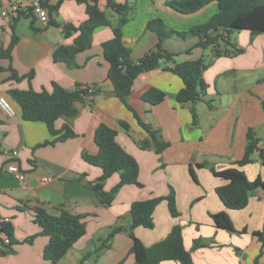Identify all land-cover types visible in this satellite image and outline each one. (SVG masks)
<instances>
[{
	"label": "crops",
	"instance_id": "crops-1",
	"mask_svg": "<svg viewBox=\"0 0 264 264\" xmlns=\"http://www.w3.org/2000/svg\"><path fill=\"white\" fill-rule=\"evenodd\" d=\"M13 1L0 0V94L10 97L9 91L13 88L51 91L54 82L68 89L77 84H97L101 90L92 99L91 106L88 99L78 102L76 116H63L57 121V128L68 124L77 135L55 144L39 146L54 136L45 122L25 120L14 100L15 115H7L0 107V216L10 219L15 238L22 241L14 245L13 253L5 252L0 243V264H52L44 257L50 237L41 234L42 229L35 222L34 208L39 205L53 214H59L60 208H64L80 215L87 226V233L57 264H137L131 251L134 239L128 231L116 233L110 246L98 254L90 252H94L108 235L111 226L130 225L134 201L167 196L172 190L180 215H172L167 199L161 201L154 212V227L139 226L133 231L145 245L165 238L172 227L180 223L185 247L192 252L193 264H255L260 253L256 264H264V187L250 192L245 208L229 209L216 190L228 181L215 176L210 169V166L218 170L237 166L248 179L260 176L264 180V162L258 151L253 154L252 163L235 164L245 154L248 131L253 130L264 142V33L251 35L246 30L233 33L244 51L212 61L204 72L208 89L203 101L179 104L176 95L184 86L183 80L167 70L165 63L137 78L128 102L143 121L159 129L161 136L171 143L158 154L153 149L139 147L137 141L149 134L116 94L110 93L114 92V87L108 79L110 64L103 55L102 44L114 36L115 27L121 26L125 44L132 48L133 58L138 59L159 42L157 33L147 29L149 20L171 18L182 24L177 30H187L218 12V5L211 4L203 17L199 18V15L207 7L198 12V18H185L167 5L169 0H136L135 10L122 22L119 14L108 7L107 0H99L100 7L109 14L110 22L97 27L91 47L77 55L79 67H69L55 59L54 51L60 45L73 44L76 35L67 37L64 26L66 23L78 26L85 21L88 17L86 5L65 0L56 15V22L52 23L50 19L46 25L38 19H19L15 24L19 40L8 58L1 55V51L9 46L13 30L11 21L6 20L1 11L9 8ZM23 1L31 5L34 0ZM57 2L50 0L51 4ZM172 28L179 27L172 25ZM196 42L195 37L181 39L174 36L165 39L163 45L178 53L176 59L179 62L200 57L210 60V49L196 47L188 52ZM14 72L18 78L13 77ZM152 87L167 94L158 105L143 99V94ZM194 109L198 114L197 121L193 118ZM121 121H126L130 129H126ZM101 123L117 129L118 143L139 162V180L143 184L142 187L136 184L122 186L110 206L99 202L90 185L102 174V168L89 164L83 157L84 153L97 154L99 148L94 135ZM12 162L27 173L26 182H21L8 170V163ZM204 162L208 165L198 166ZM46 176L52 178L44 180ZM119 180V173L113 174L106 180L104 189L110 191ZM23 206L26 209H22ZM221 211H227L237 232L231 233L215 225L212 214ZM35 234L33 242L24 241ZM198 238L210 243L193 249L194 240ZM85 255L88 258L85 259ZM160 264L181 262L164 260Z\"/></svg>",
	"mask_w": 264,
	"mask_h": 264
},
{
	"label": "trees",
	"instance_id": "trees-1",
	"mask_svg": "<svg viewBox=\"0 0 264 264\" xmlns=\"http://www.w3.org/2000/svg\"><path fill=\"white\" fill-rule=\"evenodd\" d=\"M65 0H58L51 4L50 0H41V4L49 9L52 23H55L62 3ZM86 5L87 19L80 25L66 23L64 33L67 37L76 35L71 45H60L54 51L57 61L66 63L69 67H79L77 55L89 49L92 45V36L95 29L110 22V16L106 10L102 9L99 0H76ZM216 2L218 12L213 14L208 20L191 26L187 30H177L165 22L161 17H156L148 21L147 29L157 33L159 42L155 48L151 49L138 59L133 58V50L125 44L123 40V30L121 26L114 28V36L103 42V55L109 62L110 68L108 79L114 87L116 96L130 109L140 125L147 131L149 137L137 141L142 149H153L156 153H163L171 143L165 140L160 130L152 124L143 121L138 111L130 105L128 97L131 94L137 78L144 72L152 71L162 63L165 68L175 72L183 80L184 86L178 91L176 100L179 104L189 102L196 103L205 100L208 83L205 80L204 72L212 61L223 56H233L243 53L244 49L232 39L235 30H249L252 34L264 33V0H169L167 5L180 14L192 15ZM107 5L112 11L119 14L122 22H125L129 15L135 10L133 2H119L118 0H107ZM32 6L19 10V15L10 22L13 30L12 39L6 49H2L1 55L11 58L13 47L19 40L15 31L16 22L23 18L36 20ZM178 37L187 39L197 38V42L191 51L196 47L211 50V59L205 57L198 59L177 61L178 53L166 49L163 42L167 38ZM14 78H18L14 72ZM92 86V87H90ZM101 90L100 86L77 84L75 88L68 89L61 84L54 82L51 91L43 89L36 91L33 88L26 90L13 88L9 91L10 97L21 108L23 118L27 121H42L49 128L52 136L51 140H46L39 146L55 144L58 141H65L75 137L77 133L68 124H63L57 128V121L63 117H73L79 113L77 103L90 100ZM167 94L164 90L152 87L143 94V99L152 105L163 102ZM93 102V101H92ZM211 105V101H208ZM193 118L197 121L198 114L193 110ZM121 124L130 129L126 121ZM117 129L101 123L95 131L94 139L98 145L97 154L84 153V159L91 165L102 168V174L95 182H91L99 202L110 206L120 188L127 184H136L140 187L143 184L139 180L140 165L138 160L127 152L117 141ZM260 138L253 130L247 133V146L244 156L235 162L238 166H244L254 161L253 154L259 152L260 159L264 162V146L260 147ZM207 163H199V167H204ZM215 176L222 177L228 182L217 187V193L225 206L229 209L240 210L247 206L250 192L258 187H264V180L259 176L254 180L248 179L243 170L237 166L218 170L215 166H210ZM194 178L197 180L194 169H191ZM119 173V182L110 191L104 189V184L113 174ZM168 200L169 208L173 216H179L177 209L175 192L172 190L167 196H157L147 199L136 200L131 205L129 226L113 225L110 227L108 235L101 240V243L94 249V254H98L103 248L109 247L114 235L118 232L128 231L134 239L131 248L135 255L137 264H160L164 260H177L181 264H193L192 252L185 247L183 237V225L175 224L168 235L147 246L134 235V229L139 226L153 228L154 212L163 200ZM26 209L25 206L21 207ZM35 222L41 227V234L50 237L49 243L44 249V257L52 264H57L74 244L87 233L86 223L80 215L60 208L59 214L49 212L45 207L39 205L34 208ZM215 225L218 228L226 229L234 233L237 230L227 211L212 214ZM2 229L8 233L11 242L0 243L5 248V252H15L14 245L20 243L14 236V228L10 222L3 225ZM259 233V232H257ZM261 241L262 236L259 233ZM37 234L26 238L25 242H33ZM210 243L207 239L198 238L194 240L193 249L206 246ZM92 255V254H90ZM85 259L88 258L86 255ZM261 253L256 257L255 264L258 263ZM84 262V260H83Z\"/></svg>",
	"mask_w": 264,
	"mask_h": 264
},
{
	"label": "built area",
	"instance_id": "built-area-1",
	"mask_svg": "<svg viewBox=\"0 0 264 264\" xmlns=\"http://www.w3.org/2000/svg\"><path fill=\"white\" fill-rule=\"evenodd\" d=\"M28 6H32L34 9V14L36 18L40 20L43 24H48L50 21L49 9L41 4V0H34L31 5H27L23 0H14L13 3L9 6V8L3 9L1 11V15L8 21H12L13 18H16L19 15V10L22 8H27ZM92 87V86H90ZM90 98V106H91V97ZM0 107L2 110L9 116H13L16 114V108L13 100L7 96L6 94H0ZM261 146H264V142H260ZM7 159L10 158V154H8ZM8 170L17 175L21 182L27 181V173L21 170L18 164L12 162L8 163ZM51 176L44 177V180H50ZM10 219L8 217L0 216V240L5 244H10L11 239L2 227L5 223L9 222Z\"/></svg>",
	"mask_w": 264,
	"mask_h": 264
},
{
	"label": "rangeland",
	"instance_id": "rangeland-1",
	"mask_svg": "<svg viewBox=\"0 0 264 264\" xmlns=\"http://www.w3.org/2000/svg\"><path fill=\"white\" fill-rule=\"evenodd\" d=\"M132 1H133V3L136 4V0H132ZM211 4H212V5H216L217 3H216V2H213V3H211ZM211 4H210V5H211ZM210 5H209V6H210ZM209 6H208V7H209ZM208 7H207V9H206L205 11H203L202 13L200 12L201 14L199 15V18H200V17H203L204 14H205L206 12H208ZM209 8H210V7H209ZM198 14H199V13L192 14V15H186V14H181V15H183L185 18H189V17L198 18ZM55 18H56V14H55ZM206 18H207V17H206ZM206 18H205V19H206ZM164 19H165V18H164ZM172 21H173L174 23H173ZM198 21H199V20H198ZM165 22H166L167 25H169L170 27H172V25H178L179 28H176V29H181V27H182V26H181L182 24H180V23H176L174 20H171V18H168V20H166ZM174 27H175V26H174ZM184 30H185V29H184ZM244 30H245V29H244ZM238 31H242V30H235L234 33L238 32ZM246 31H249V30H246ZM249 32H250V31H249ZM249 34L252 35L251 32H250ZM253 35H258V34H253ZM232 38H233V40H235L236 42H238L237 39L235 38V36L232 35Z\"/></svg>",
	"mask_w": 264,
	"mask_h": 264
},
{
	"label": "water",
	"instance_id": "water-1",
	"mask_svg": "<svg viewBox=\"0 0 264 264\" xmlns=\"http://www.w3.org/2000/svg\"><path fill=\"white\" fill-rule=\"evenodd\" d=\"M159 67H160V66H159ZM107 93H108L107 91H104V92H103L104 95H107ZM110 93H111V94H114L115 92H110Z\"/></svg>",
	"mask_w": 264,
	"mask_h": 264
}]
</instances>
